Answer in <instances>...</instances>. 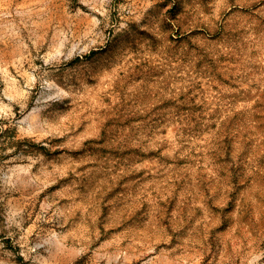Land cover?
<instances>
[{"label":"rangeland","instance_id":"rangeland-1","mask_svg":"<svg viewBox=\"0 0 264 264\" xmlns=\"http://www.w3.org/2000/svg\"><path fill=\"white\" fill-rule=\"evenodd\" d=\"M0 264H264V0H0Z\"/></svg>","mask_w":264,"mask_h":264}]
</instances>
